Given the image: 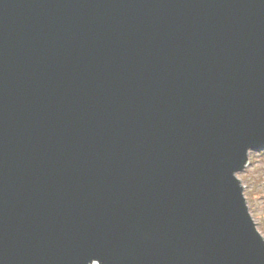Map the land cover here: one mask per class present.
I'll return each mask as SVG.
<instances>
[{
  "label": "water",
  "instance_id": "1",
  "mask_svg": "<svg viewBox=\"0 0 264 264\" xmlns=\"http://www.w3.org/2000/svg\"><path fill=\"white\" fill-rule=\"evenodd\" d=\"M264 0H0V264H264Z\"/></svg>",
  "mask_w": 264,
  "mask_h": 264
},
{
  "label": "rangeland",
  "instance_id": "2",
  "mask_svg": "<svg viewBox=\"0 0 264 264\" xmlns=\"http://www.w3.org/2000/svg\"><path fill=\"white\" fill-rule=\"evenodd\" d=\"M248 207L264 237V149L250 153L248 166L239 174Z\"/></svg>",
  "mask_w": 264,
  "mask_h": 264
}]
</instances>
